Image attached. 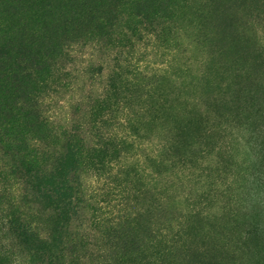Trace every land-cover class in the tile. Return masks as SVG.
Returning <instances> with one entry per match:
<instances>
[{
	"label": "rangeland",
	"instance_id": "374dc122",
	"mask_svg": "<svg viewBox=\"0 0 264 264\" xmlns=\"http://www.w3.org/2000/svg\"><path fill=\"white\" fill-rule=\"evenodd\" d=\"M0 264H264V0H0Z\"/></svg>",
	"mask_w": 264,
	"mask_h": 264
}]
</instances>
